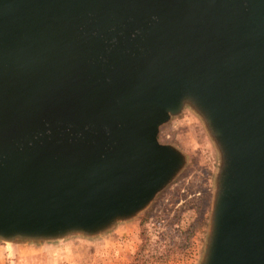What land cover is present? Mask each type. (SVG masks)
Here are the masks:
<instances>
[{
  "label": "water",
  "instance_id": "obj_1",
  "mask_svg": "<svg viewBox=\"0 0 264 264\" xmlns=\"http://www.w3.org/2000/svg\"><path fill=\"white\" fill-rule=\"evenodd\" d=\"M186 106L219 152L201 264H264V0H0V240L136 216Z\"/></svg>",
  "mask_w": 264,
  "mask_h": 264
},
{
  "label": "rangeland",
  "instance_id": "obj_2",
  "mask_svg": "<svg viewBox=\"0 0 264 264\" xmlns=\"http://www.w3.org/2000/svg\"><path fill=\"white\" fill-rule=\"evenodd\" d=\"M158 138L178 148L186 163L144 210L95 237L0 240V264H201L219 152L188 106L160 127Z\"/></svg>",
  "mask_w": 264,
  "mask_h": 264
},
{
  "label": "flooded vegetation",
  "instance_id": "obj_3",
  "mask_svg": "<svg viewBox=\"0 0 264 264\" xmlns=\"http://www.w3.org/2000/svg\"><path fill=\"white\" fill-rule=\"evenodd\" d=\"M156 197H157V196H156ZM156 197H155V198H156ZM154 200H155V199H154Z\"/></svg>",
  "mask_w": 264,
  "mask_h": 264
}]
</instances>
